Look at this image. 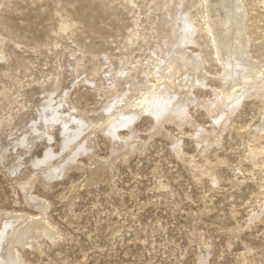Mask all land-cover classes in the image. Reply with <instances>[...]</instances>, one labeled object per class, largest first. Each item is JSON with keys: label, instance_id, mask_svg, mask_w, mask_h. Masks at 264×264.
<instances>
[{"label": "rangeland", "instance_id": "374dc122", "mask_svg": "<svg viewBox=\"0 0 264 264\" xmlns=\"http://www.w3.org/2000/svg\"><path fill=\"white\" fill-rule=\"evenodd\" d=\"M140 1L135 0L136 4ZM244 5L245 28L250 39L248 50L253 58L263 63L264 7L258 3V0H244ZM190 6H192L189 10L190 16L194 17V22L199 23L197 25L202 29L203 7L199 0H191ZM137 13L138 8H132L128 0H0V34L5 38L2 48L7 58L0 64V68L3 66L2 69L6 68L14 72L18 80L26 84L31 80H42L41 74L55 75L64 62L61 52L65 46L95 55L101 54V57L105 56L104 58L108 55L125 57L131 51L130 38L136 28H140L133 24ZM142 19H144L143 12L140 13L137 22L139 23ZM196 39L198 41L196 46L199 48L194 45V48L192 49L191 46L190 49L206 60L205 67L210 72V77L204 81L203 85L195 86L192 91V96L195 95L193 97L197 98L196 101L201 99L202 102V99L204 101L211 99L214 88L219 86V80L215 76L219 66L213 59L212 47L204 32L200 31ZM86 83L79 82L78 86L74 84V87H70V91L69 89L64 91L70 97L65 109L70 110L74 107L72 114L75 108H79L76 111L87 114L105 107L103 106L106 102L104 95L97 91V88H91L89 83L87 85ZM16 87L18 86L15 81L2 76L0 70V116L6 117L9 112L13 113L14 109H18L14 103L13 109H10L13 112L9 110L12 105L9 103L12 101L11 98L14 96L19 100L21 98L17 95ZM4 88L9 89L5 98L1 96ZM260 101L257 97L244 100L232 116V128L221 135L220 147L216 150V155L222 162L215 168L221 182L216 188L211 187L205 176L198 181L187 162L183 161L178 154L172 153L168 140L161 135L150 139L145 149L133 152L125 161L119 158L114 162L111 167V176L115 189L111 188L106 181L72 187L73 184L83 183L84 168L92 167L87 154H85L87 159L84 154H81L82 157L77 156V161L83 162H80L83 165L82 169L68 168L62 178L52 179L47 188L35 181L31 186V192L29 190L30 193L26 196L5 168L0 165V211L36 213L37 208L30 207V204L26 203L27 198L36 196L48 204L45 216L53 227L55 226L57 234L52 241L47 238L39 239L37 249L27 246L21 249L20 254L24 264H202L199 262L200 254L205 253L206 249L204 251L203 248H207V245L209 254L206 264H241L236 251H239L240 249L237 250V248L243 245H249L253 249L249 258L263 263L264 216L250 229L239 230L241 233L237 231L239 227L236 221L230 216L231 209L239 208L237 211L242 214H238L239 223L246 218L244 214L249 209L247 202L251 194L258 191L259 175L255 176V179L245 180L238 186L228 185V180L234 179L231 166L239 164V151L244 144V139L237 128L244 127L257 118L260 114L259 109L264 108L263 101H261L262 104ZM193 105L195 104L192 103L191 106L189 104L187 110L192 119L189 125L185 124L181 128L172 122H166L165 127L163 126L165 132H170L171 136L182 142L181 149L185 158L192 154L197 155L196 143L190 137L194 134V127L197 124L198 126L210 124L205 108L198 104ZM261 115H264V112ZM149 117L147 114L140 117L133 125V130L145 135L152 125V118L149 119ZM192 121H194L193 124ZM258 121L261 124L262 118L260 117ZM259 122L256 123L259 124ZM258 124L255 127L260 125ZM120 134L127 136V129L121 128ZM102 135L101 132L95 135L97 148L95 147L94 152L98 157L108 155L110 150L108 138ZM21 137L18 136L14 140L19 142ZM19 144L20 142L17 145ZM211 156L214 158V153ZM241 164L238 167L246 170L251 167L248 161ZM160 182L167 183L169 188L159 191ZM161 191L164 197L159 195ZM151 193H154L156 198ZM161 196L162 199L165 197L167 199L162 201ZM69 205H71L70 208ZM66 206L69 209H66ZM172 206L177 209L175 210ZM243 206L245 209H242ZM179 211H182V214L181 212L179 214ZM184 228L189 231L186 233ZM132 232L133 235H131ZM189 232L191 233L188 234ZM210 241H212L211 246ZM203 242L207 245L205 243L202 246Z\"/></svg>", "mask_w": 264, "mask_h": 264}, {"label": "bare ground", "instance_id": "6f19581e", "mask_svg": "<svg viewBox=\"0 0 264 264\" xmlns=\"http://www.w3.org/2000/svg\"><path fill=\"white\" fill-rule=\"evenodd\" d=\"M128 1L132 8H138L133 24L140 28H136L130 38L131 51L125 57L107 54V58H104L105 56L101 57V54L95 55L78 48L65 46L61 52L64 62L60 63V70L58 69L55 75L41 74L42 80H31L26 84L19 81L14 72L6 68L2 69L3 66L0 68L2 76L15 81L18 86L16 87L17 95L21 96L20 100L14 96L11 98L12 101H9L12 104L9 110L13 109L14 103L18 106L17 110L14 109V112L10 110L13 113L9 112L6 117L0 116V165L14 179L25 196L27 193L29 195L35 181L46 187L52 179L62 178L68 168L82 169L83 165L80 163L82 161H77V156L80 157L81 154H84V157L85 154L88 155L91 165L88 164L92 167L84 168L83 183L73 184L72 187L106 181L111 188H114L111 176V167L114 162L119 158L125 161L130 154L143 149L150 139L158 135L168 140L173 150L172 153L178 154L183 161L187 162L198 181L205 176L211 187L216 188L221 182L215 172L216 166L222 162L216 155V150L220 147L221 135L232 128V116L244 100L257 97L264 103V62L261 63L253 58L248 50L250 39L245 28L244 0H199L204 9L201 15L202 29L198 27L199 23L194 22V17L192 18L189 14L190 7H192L190 6L191 0H141L139 4H136L135 0ZM258 3L264 7V0H258ZM142 12L144 19L138 23L137 19L140 18ZM200 31L204 32L212 47L213 59L219 66L215 75L219 80V86L214 88L211 99L207 101L202 99V102L200 99L197 102V98L193 97L195 95L192 96L193 88L203 85L204 81L210 77V72L205 67L206 60L192 50L194 45H198L196 35ZM4 40L5 38L0 34V64L7 59L2 48ZM191 46L192 49H190ZM79 82H87L91 88H97V91L105 97L106 102L105 105L103 104L105 107L87 114L76 111L79 108H75L74 114H72L74 107L70 110L65 109L70 97L64 91L66 89L68 91L70 87ZM8 91L9 89L4 88L1 96L5 98ZM192 103L195 104L193 106L198 104L205 108L210 124L195 125L194 134L190 137L196 143L197 155L192 154L185 158L181 149L182 142L171 136L169 131V133L165 132L163 126L166 122H172L178 127L189 125L192 119L187 110L189 104L191 106ZM261 109H259L260 114L258 113L259 115L257 114V118L252 122L237 128L244 139V144L239 151V164L231 166L234 179L228 180V185L238 186L245 180L255 179L254 177L259 175L258 191L252 193L247 202L249 209L245 211L246 218H241L243 222L239 223L238 214L241 213L237 211L238 207L230 211V216L239 227L237 231H243L244 228L250 229L264 216V115H261L264 108ZM144 114L150 116L149 119L152 118V125L149 126V131L142 135L133 130V125ZM260 117L262 118L261 124L258 121ZM256 124L259 126L255 127ZM121 128L127 129V136L120 134ZM98 132L103 133L102 136H106L110 144L109 154L104 157H98L94 152L95 147L97 148L95 135H99ZM18 136H22L18 138L19 145H17L19 142L14 140ZM212 153H214V158H211ZM244 161L251 163L250 169L238 167ZM159 172H157L158 175ZM167 188H169L167 183L160 182L159 191ZM159 193V195L164 194L162 191ZM151 194L154 195V193ZM154 197L156 198V195ZM166 197L164 199H167ZM33 198H27L26 203L30 204V207L37 208L36 213L0 211V264H24L20 254L21 249L26 246L37 249L39 239L47 238L52 241L57 235L55 226L53 227L48 217L45 216L48 204L36 196V199ZM160 198L164 200L162 196ZM148 199H150L149 196ZM244 206L242 209H245ZM180 212L182 214V211H179V214ZM185 222L188 223V221ZM198 223L201 224V222ZM184 229L186 233L189 231L187 228ZM196 230L198 231V228ZM126 234L128 235V232ZM235 237H237L236 234ZM205 243L203 242L202 246ZM206 247L203 250L206 249L207 252L205 250V253L200 254L199 252V262L202 264L208 262V245ZM238 249L240 250L236 251V254L241 264H253V262L264 264V261L262 263L260 260L255 261L249 258L250 253L253 252L249 245L240 246Z\"/></svg>", "mask_w": 264, "mask_h": 264}]
</instances>
